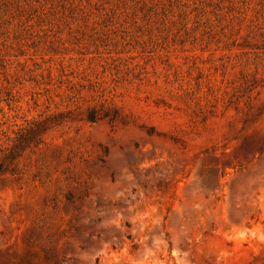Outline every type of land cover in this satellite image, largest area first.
Here are the masks:
<instances>
[{
    "label": "rangeland",
    "instance_id": "374dc122",
    "mask_svg": "<svg viewBox=\"0 0 264 264\" xmlns=\"http://www.w3.org/2000/svg\"><path fill=\"white\" fill-rule=\"evenodd\" d=\"M0 264H264V0H0Z\"/></svg>",
    "mask_w": 264,
    "mask_h": 264
}]
</instances>
